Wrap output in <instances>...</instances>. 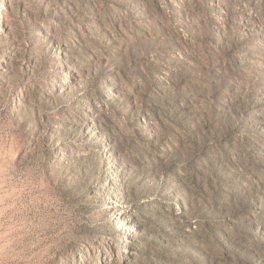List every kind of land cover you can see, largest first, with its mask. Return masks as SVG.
Segmentation results:
<instances>
[{
    "label": "rangeland",
    "instance_id": "obj_1",
    "mask_svg": "<svg viewBox=\"0 0 264 264\" xmlns=\"http://www.w3.org/2000/svg\"><path fill=\"white\" fill-rule=\"evenodd\" d=\"M0 264H264V0H0Z\"/></svg>",
    "mask_w": 264,
    "mask_h": 264
}]
</instances>
